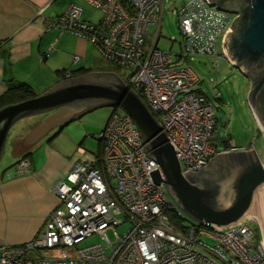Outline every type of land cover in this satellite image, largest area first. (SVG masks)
<instances>
[{"label": "built area", "instance_id": "2783aa9c", "mask_svg": "<svg viewBox=\"0 0 264 264\" xmlns=\"http://www.w3.org/2000/svg\"><path fill=\"white\" fill-rule=\"evenodd\" d=\"M89 1L102 12L96 23L70 4L58 17L45 18V26L91 40L111 67L126 71L120 78L161 125L182 173L198 172L218 154L242 150L231 140L219 146L214 102L220 93L215 87L211 95L203 92L188 64L189 55L215 56L218 47L233 64L223 40L238 12L208 0H186L178 9L181 50L172 54L157 47L162 0ZM152 25L158 28L149 34ZM79 59L73 56V62ZM97 138L100 153L76 161L54 185L58 203L42 231L24 243L1 246L0 264H264V236L252 214L228 226L185 217L164 184L153 181L150 171L160 167L145 153L141 132L128 114L112 108ZM30 168L23 159L15 171ZM178 219L182 227L176 226ZM257 230L259 238L253 240ZM93 236L96 241L79 246ZM60 248L73 253L41 252Z\"/></svg>", "mask_w": 264, "mask_h": 264}, {"label": "water", "instance_id": "95a60500", "mask_svg": "<svg viewBox=\"0 0 264 264\" xmlns=\"http://www.w3.org/2000/svg\"><path fill=\"white\" fill-rule=\"evenodd\" d=\"M240 12L225 33L223 47L233 65L251 80L248 99L264 131V0H208ZM238 18V19H237ZM254 77V79H253ZM128 114L143 137L144 151L160 169L150 171L170 199L191 220L228 226L254 214L264 236V163L252 150L221 153L198 172H183L166 133L145 103L113 72H93L63 80L35 97L0 108V159L11 126L37 113L50 114L24 138L39 139L63 124L99 107ZM234 153V154H233Z\"/></svg>", "mask_w": 264, "mask_h": 264}, {"label": "crops", "instance_id": "0c3cea01", "mask_svg": "<svg viewBox=\"0 0 264 264\" xmlns=\"http://www.w3.org/2000/svg\"><path fill=\"white\" fill-rule=\"evenodd\" d=\"M89 2L0 0V96L20 82L29 84L40 95L63 80L86 73L113 72L119 76L91 40L44 24L45 18L58 17L70 4L80 6L84 20L91 22L84 12ZM74 55L80 58L77 62H73ZM77 69L82 72L64 74ZM98 109L102 115L90 118ZM111 111L112 107L106 106L93 109L53 126L29 143L24 137L50 112L31 114L38 115L41 121L15 137L10 147L11 162L0 171V247L24 243L42 231L46 218L58 203L54 185L76 161L93 159L99 154L100 143L98 153L89 154L87 138L97 137ZM22 159H28L31 168L16 174L17 163Z\"/></svg>", "mask_w": 264, "mask_h": 264}, {"label": "rangeland", "instance_id": "374dc122", "mask_svg": "<svg viewBox=\"0 0 264 264\" xmlns=\"http://www.w3.org/2000/svg\"><path fill=\"white\" fill-rule=\"evenodd\" d=\"M185 1L186 0H162L160 37L157 43V47L160 50L172 54L180 53V41L182 39V33L179 28L178 9L185 3ZM84 10L87 20H90L93 23H96L102 16V12L90 2ZM157 28L158 25L150 26L148 33L154 34ZM98 52L102 57L99 50ZM188 64L199 75V87L203 90V92L211 95V89L212 87H215L216 91L220 93V99L214 102L219 146H223L225 142L231 140L237 149L239 147L242 148L241 151L254 149L262 163H264V131L248 99L251 88L250 78L246 76L238 67L229 63L228 59L220 54L219 47L218 54L215 56L200 54L189 55ZM117 71L122 78L127 76L126 71L121 69H117ZM66 72L69 71H65L64 74ZM119 112L122 111L119 109ZM101 115L102 110L98 109L89 117L97 119ZM41 119L42 118H40L38 115H28L17 120L11 126L0 159V171H2L3 168L11 162V142L15 139V137L20 135L21 132H24L27 127L40 122ZM86 146L90 151L89 154L93 155L94 153H98V138L92 135L89 136L87 138ZM166 193L168 197H170V194L167 191ZM183 222L186 221L183 220ZM255 222L256 221H254L251 225L256 231V226L254 225ZM126 227L127 225H123L122 227L118 228V230L122 231ZM256 239H258L257 232H255V235H253V240ZM96 240V236L90 237L80 243L79 246L90 244ZM41 252L45 255L65 257L71 255L73 250L69 248H60L54 250L43 249Z\"/></svg>", "mask_w": 264, "mask_h": 264}, {"label": "trees", "instance_id": "16d2710c", "mask_svg": "<svg viewBox=\"0 0 264 264\" xmlns=\"http://www.w3.org/2000/svg\"><path fill=\"white\" fill-rule=\"evenodd\" d=\"M238 13H239V16H240V12H238ZM69 72H72V74H75L77 72H82V70L77 69V70H72V71H69ZM253 79H254V77H253ZM35 96H37V95L35 94L34 90L32 89V87L29 84H27L25 82H20V83H18L15 86L9 87L0 96V108H2L5 105L18 103L20 101H23V100H26V99H29V98H32V97H35ZM224 145L227 146V142H225ZM240 152L238 151V152H234V153H240ZM171 216H172V218L176 217L175 214H171ZM175 224L178 227H182L183 226V224L181 223V221L179 219L175 220ZM257 235H258V238H259L258 230H257Z\"/></svg>", "mask_w": 264, "mask_h": 264}, {"label": "bare ground", "instance_id": "6f19581e", "mask_svg": "<svg viewBox=\"0 0 264 264\" xmlns=\"http://www.w3.org/2000/svg\"><path fill=\"white\" fill-rule=\"evenodd\" d=\"M248 214V213H247ZM250 214H252V213H250ZM253 216H255L254 214H252Z\"/></svg>", "mask_w": 264, "mask_h": 264}, {"label": "flooded vegetation", "instance_id": "af4514ba", "mask_svg": "<svg viewBox=\"0 0 264 264\" xmlns=\"http://www.w3.org/2000/svg\"><path fill=\"white\" fill-rule=\"evenodd\" d=\"M238 152V151H237ZM240 152V151H239ZM232 154V153H231Z\"/></svg>", "mask_w": 264, "mask_h": 264}]
</instances>
